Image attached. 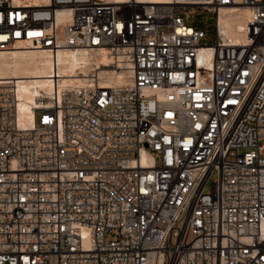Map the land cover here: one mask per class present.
I'll return each instance as SVG.
<instances>
[{"label":"built area","instance_id":"built-area-1","mask_svg":"<svg viewBox=\"0 0 264 264\" xmlns=\"http://www.w3.org/2000/svg\"><path fill=\"white\" fill-rule=\"evenodd\" d=\"M15 47L104 53L124 82L59 89L56 60L22 126L0 78V264H264V0H0Z\"/></svg>","mask_w":264,"mask_h":264},{"label":"bare ground","instance_id":"bare-ground-1","mask_svg":"<svg viewBox=\"0 0 264 264\" xmlns=\"http://www.w3.org/2000/svg\"><path fill=\"white\" fill-rule=\"evenodd\" d=\"M33 2L46 0H31ZM161 2L162 0H150ZM247 10L239 8L228 10L219 17L220 30L223 38H231L240 41L243 38L242 30L247 19ZM69 10L56 11V20L59 24H65L69 20ZM108 57L104 53H93L86 50H74L62 48L57 51L56 58H51L45 49H23L15 47L10 50H0V78L13 77L17 79V119L22 126L32 123V104L36 103V97L49 94L52 91V80L48 78L52 67L55 68L57 60L58 88L83 84L89 72L95 69L102 86H114L123 84V73L106 67ZM83 74V75H79ZM145 155L142 162L146 161Z\"/></svg>","mask_w":264,"mask_h":264},{"label":"rangeland","instance_id":"rangeland-1","mask_svg":"<svg viewBox=\"0 0 264 264\" xmlns=\"http://www.w3.org/2000/svg\"><path fill=\"white\" fill-rule=\"evenodd\" d=\"M198 19L201 20V22H203L202 26L205 28V32H206L205 42L207 44H213L215 41L214 29L212 27L214 22V16L207 13V14L199 15ZM213 177L214 176H212V178ZM209 181H211V179Z\"/></svg>","mask_w":264,"mask_h":264}]
</instances>
